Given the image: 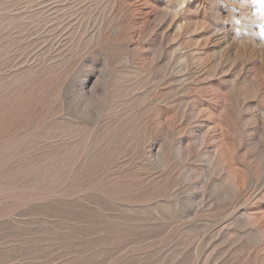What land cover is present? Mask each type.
Segmentation results:
<instances>
[{
	"label": "rangeland",
	"instance_id": "1",
	"mask_svg": "<svg viewBox=\"0 0 264 264\" xmlns=\"http://www.w3.org/2000/svg\"><path fill=\"white\" fill-rule=\"evenodd\" d=\"M0 264H264V0H0Z\"/></svg>",
	"mask_w": 264,
	"mask_h": 264
}]
</instances>
